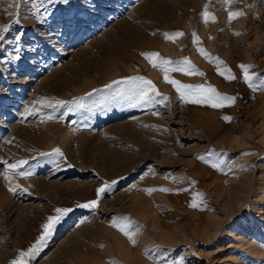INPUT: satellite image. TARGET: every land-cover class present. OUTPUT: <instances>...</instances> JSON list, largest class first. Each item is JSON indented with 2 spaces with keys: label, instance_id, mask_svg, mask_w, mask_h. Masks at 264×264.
Returning <instances> with one entry per match:
<instances>
[{
  "label": "rangeland",
  "instance_id": "374dc122",
  "mask_svg": "<svg viewBox=\"0 0 264 264\" xmlns=\"http://www.w3.org/2000/svg\"><path fill=\"white\" fill-rule=\"evenodd\" d=\"M5 24L0 264L27 251L60 207L73 212L29 264H264V0H0ZM173 32L183 35L165 38ZM144 52L169 68L189 67L187 58L194 74L171 79L235 102L181 100ZM136 76L162 102L137 104L132 89L112 84ZM81 97L82 107L72 103ZM42 99L68 103L25 113ZM56 148L63 157L40 155ZM113 180L96 209L77 207ZM16 185L28 191L11 192ZM122 217L135 243L113 227Z\"/></svg>",
  "mask_w": 264,
  "mask_h": 264
},
{
  "label": "snow or ice",
  "instance_id": "6c2138e0",
  "mask_svg": "<svg viewBox=\"0 0 264 264\" xmlns=\"http://www.w3.org/2000/svg\"><path fill=\"white\" fill-rule=\"evenodd\" d=\"M43 2H46L49 5H54L57 3V0H43ZM62 3L68 4L69 0H61ZM230 2V0H229ZM15 3V0H14ZM11 7V5H10ZM239 13H229V19L231 20L235 15H238ZM11 15V13H9ZM202 15L207 18L208 13L204 12ZM10 25H0V41H2L5 38V33L9 31ZM183 35L181 32H173V33H164V36L166 39H174L178 36ZM17 41L21 39L20 36L16 37ZM195 42V38H194ZM202 55H205L209 59H212L210 56H208V53H206L203 49H199ZM143 56L149 59L150 63H152L153 67H161L164 70V79L172 84L175 88L176 91L180 94L181 100L184 101H190L191 103L195 104H210L211 107L213 108H219V107H224V101H229L231 103L235 102L234 97H228V96H223L220 93L216 92V90L211 87H205L203 84L198 85V86H192V85H187V84H182L180 81L171 79L168 76V72L170 71H180V72H185L188 75L194 74L193 71L189 70L191 68V62L187 59L184 58V60L181 62L183 65H188L189 67H173L169 68L168 65L171 64V61H168L163 58H159V53L157 52H144L142 53ZM15 59H19V56H16ZM240 67L244 69V79L250 80L251 76L249 75L248 68L250 66L248 65H243L241 64ZM217 71L220 72V75H225L224 71H220V69H217ZM200 75H203V73H199ZM228 79H233L234 77L229 75L227 77ZM112 84H125L127 85L130 89L133 90V95L136 99V103L140 104L141 102L143 103H160L162 101L157 100L156 98L161 96L159 91L156 89L155 84L151 81L146 79L145 77L142 76H136V77H128L123 81H113ZM261 86H264V79L261 80ZM105 87H111V85H106ZM93 91H98L97 89H93ZM86 95H91V93H87ZM67 101H61V100H56V101H48V100H40V101H35L33 102V106L31 107H26L25 113L27 115H36L42 111L41 108L35 107L36 104H40L42 106L56 109L57 107H62L64 106ZM72 103L79 104L81 107L83 106V97L79 98L78 100H73ZM49 119L52 117L49 116ZM225 119H229V117H225ZM41 156H51L54 159H59L60 157H63V153L60 151L59 148L54 149L51 153H40ZM27 161L21 160L17 161L16 164H8L7 168L9 170L15 171L18 169L20 166L26 164ZM71 167V165H68ZM213 167H216V165H213ZM21 176H26V175H31V173H25V172H19L18 173ZM5 178H8V172L4 173ZM122 179V178H121ZM117 183L116 180L109 182L103 183L99 188L96 189V198L89 200L83 204H78L77 207L81 208H89V209H96L99 206V202L102 199L103 195L111 189L115 184ZM9 190L13 193H16L18 190H22L24 192H27V189H20L19 185H16L14 187H10ZM155 189H147L148 192L154 191ZM163 191H169V189H161ZM192 207H197L196 202L194 201L191 204ZM73 212V208L70 207H60L55 209V214L54 215H49L46 219V221L42 224V232L35 241L28 249L27 251H21L19 253V258L14 259L11 264H29V259L35 258V256L38 254L40 247L43 246L45 240L50 237L55 230L57 229V226L65 219V217L68 216ZM132 222L127 218V217H122L118 219L113 220V227L117 228L119 231L124 233L129 239L132 240V243H135V240L132 238L133 234L129 231V225ZM25 257L29 259H25ZM115 264V262H113Z\"/></svg>",
  "mask_w": 264,
  "mask_h": 264
},
{
  "label": "bare ground",
  "instance_id": "6f19581e",
  "mask_svg": "<svg viewBox=\"0 0 264 264\" xmlns=\"http://www.w3.org/2000/svg\"><path fill=\"white\" fill-rule=\"evenodd\" d=\"M210 45V44H209ZM191 47V46H190ZM264 199V197H262L261 198V200H263ZM253 245H255L256 246V242L254 241V243H253ZM257 247V246H256Z\"/></svg>",
  "mask_w": 264,
  "mask_h": 264
}]
</instances>
